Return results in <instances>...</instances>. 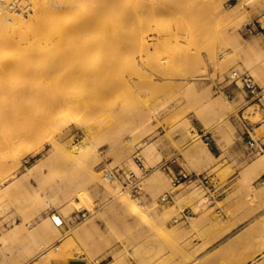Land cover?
Here are the masks:
<instances>
[{
    "label": "rangeland",
    "instance_id": "rangeland-1",
    "mask_svg": "<svg viewBox=\"0 0 264 264\" xmlns=\"http://www.w3.org/2000/svg\"><path fill=\"white\" fill-rule=\"evenodd\" d=\"M113 1L83 0L81 14L89 15L95 7L106 14L96 22L97 31L67 43L90 41L101 43L102 49L99 45L88 48L89 54L86 51L73 62L74 70L60 68V74L51 80L59 81L60 97L65 100L60 115L61 143L65 145L71 138L81 140L88 133L101 157L87 169L80 160L70 161V152L63 146L56 152L47 136L40 143L27 139L15 145L23 149L21 163L0 176V189L8 187L0 192V264H65L77 256L116 251L127 254L136 252L144 237H167L168 232L176 231L153 228L154 222L244 219L264 206L251 182L237 171L231 151L238 141L247 140L244 121L261 125L255 130L256 138L264 133V0ZM71 2H65L61 11ZM15 4L24 8L22 0ZM34 14L35 10L23 13L27 18ZM161 18L166 21L157 23ZM47 38L38 42L46 43ZM237 39L252 46L235 47ZM119 62L126 68L124 74L117 70ZM239 63L261 86V98L252 99L246 88L226 80ZM93 71H97L96 76ZM225 114L226 123L211 128ZM135 126L139 127L136 138L130 132ZM199 128L213 136L222 150L214 160L218 164L206 171L214 187L206 188L199 179L182 183L173 201H163L162 196L172 188L163 162L196 146L198 158L210 157L202 148ZM166 138L175 152L165 155ZM253 155L249 148L243 157L249 160ZM188 160L199 173L197 162ZM131 162L137 164L139 172ZM155 169L160 170L159 175L153 174ZM116 170L135 172L139 188L123 184L112 175ZM236 184L243 203L235 202ZM117 189L134 199V207L116 200L113 192ZM177 191L181 193L176 195ZM261 221L260 251L264 249V218ZM17 224L15 234L11 230ZM41 226L45 228L40 230ZM43 244L47 248L38 252ZM60 247L71 253L48 256ZM246 248L250 246H243L244 253ZM228 259V254H222V264ZM255 264H264V253Z\"/></svg>",
    "mask_w": 264,
    "mask_h": 264
},
{
    "label": "bare ground",
    "instance_id": "bare-ground-1",
    "mask_svg": "<svg viewBox=\"0 0 264 264\" xmlns=\"http://www.w3.org/2000/svg\"><path fill=\"white\" fill-rule=\"evenodd\" d=\"M3 1L5 0H0V176L5 169L10 170L12 167H18L21 163L19 154L23 149L14 148L17 143L27 139L42 141L46 136L49 137L48 141L56 148V152L63 146L64 150L70 152L68 154L70 161L80 160L84 163L83 165L87 166V169L91 168L95 163L97 164L101 156L96 147L92 145L88 133L81 140L73 141L71 138L65 145L61 143L63 139H60V115L64 112L65 100L60 97V89L57 87L60 85L59 81H56L59 83L57 85L51 80L53 76L60 74V68L70 67L67 71H70L71 68L74 70L73 62L82 57L86 51L90 52L88 48H94L96 44L93 45V42L90 41L69 44L67 42L68 40H76L83 34L97 31L96 22L106 14V11L101 10L102 8L100 11L99 7H95L91 14L83 15L80 11V8L85 6L83 0H71V5L67 9L64 8L63 11H61V6L68 0H22L23 9H18L15 4L19 0H7V3H3ZM111 1L114 2L113 0ZM165 3L166 1L163 2V4ZM119 5L121 4L119 3ZM241 7H244L242 3ZM29 10H35V14L27 18L23 13ZM200 11L202 10L200 9ZM65 14H69L67 18H64ZM163 21L166 20L161 18L157 23H162ZM170 26L164 27L168 29ZM44 37H48V42L39 43L38 41ZM240 40L233 41V45L235 47L252 46V43L246 42H244L245 45H242ZM108 42L110 43V41ZM115 59L117 60L116 57ZM118 64L121 63L119 62ZM104 66L106 65L104 64ZM119 66L117 65L116 68ZM121 66L122 69L119 67L117 70L119 69L124 74L123 70L126 68L124 69L123 63ZM101 67L103 68V66ZM244 68L243 64L239 63L236 68L229 71V74L233 71H243L245 70ZM86 69L89 70L88 68ZM104 69L105 67L102 70L104 71ZM79 70L77 69L76 71ZM76 71H74V74ZM66 73L70 74L73 72ZM92 73L95 74L94 71ZM254 74H256L255 71ZM76 75L78 74H75V77ZM229 104V107L233 106L232 103ZM125 107H122V109ZM226 121L227 115H222L211 128L224 124ZM130 128L127 129V132H129ZM138 128V126H135L130 129L131 135H134L135 138L139 131ZM121 142H123L122 139ZM127 146L132 147L133 144H127ZM11 148H14L12 154ZM194 148L197 152L198 146ZM26 150L28 151L29 149ZM206 152L210 157L214 156L210 150H206ZM131 163L133 169L139 172L137 164ZM253 163L256 167L264 165V154ZM78 165L81 168L80 162ZM159 171V169H155L153 174L159 175ZM7 189L8 187L3 190L0 189V192ZM118 189L113 192L115 198L117 197L116 200L118 199L117 201L123 206H133L134 199L128 193L121 195L118 192L121 188ZM261 189L263 193L264 186ZM18 227L17 224L11 232L15 233ZM44 228L45 226H41L40 230ZM21 231L25 232L26 227L21 229ZM30 235L35 236L34 233H30ZM46 248L47 245L43 244L37 251L42 252ZM70 253V249L60 247V249H53L48 256L58 254L67 256Z\"/></svg>",
    "mask_w": 264,
    "mask_h": 264
},
{
    "label": "crops",
    "instance_id": "crops-1",
    "mask_svg": "<svg viewBox=\"0 0 264 264\" xmlns=\"http://www.w3.org/2000/svg\"><path fill=\"white\" fill-rule=\"evenodd\" d=\"M259 127L261 125L257 128ZM197 130L202 141V148L210 150L214 156L198 158L196 149L189 147L185 154H179L178 157H174L169 161L168 169H165L171 178L181 172L198 173L189 163L188 159L191 158L201 167V171L198 173L201 175H206L209 168L218 164L214 160L222 152L219 143L213 136L204 133L203 128ZM160 132L163 137L165 132L162 130ZM259 139L264 141V133L259 136ZM164 143L166 144L163 148L165 155L175 152V147L167 138L164 139ZM248 149L247 140H240L232 147L231 151L236 160L237 171L241 170L242 177L251 182L261 205H264V192L262 193L261 189L264 186V165L256 167L253 163L263 153L253 152L255 155L248 160L243 157V154H248ZM245 163L244 172L243 165ZM236 177H239V175L237 174ZM180 193L181 191H177L176 195ZM235 194L236 204L243 203L244 197L239 198L238 184L235 186ZM212 204L215 205V203ZM187 212L192 213V210L187 209ZM217 212L219 213L221 210ZM263 218L264 206L244 219H197L192 222L186 219L158 221L154 222L155 226L153 228H159L165 230V232L176 231L168 232L167 237H144L143 243L137 244L136 252L129 251V253L124 254L116 251L98 253L93 256H77L69 258L65 264H222V254H228L229 259L226 264H255V259L264 253V249L260 251L258 248L259 225L262 223ZM262 243L264 244V241ZM244 245L250 246V248H246L245 253L243 251Z\"/></svg>",
    "mask_w": 264,
    "mask_h": 264
},
{
    "label": "built area",
    "instance_id": "built-area-1",
    "mask_svg": "<svg viewBox=\"0 0 264 264\" xmlns=\"http://www.w3.org/2000/svg\"><path fill=\"white\" fill-rule=\"evenodd\" d=\"M226 80L231 84H234L236 87L246 88L249 96L252 99H259L263 96L261 94L262 93L261 86H259L253 79V76L247 73L246 71L244 72L233 71L231 74L227 75ZM239 81L241 82V84L238 83ZM222 89H224L223 85H222ZM227 96L228 97L231 96V93L228 92ZM256 128H257L256 125L244 121L245 130L243 135L246 136L247 144L253 152L264 153V141H261L259 138H256L254 136ZM138 161H139V165H142L141 168H144L145 166L144 164H142L140 158H138ZM168 163L169 161L163 162L162 167L168 169ZM112 175L117 177L119 180L123 182V184L129 186L131 189L137 190L139 188L138 176L133 171L126 173L124 170H116L114 173H112ZM171 179H172V188L169 191H167L164 196H162L163 201L172 200L175 191L182 182H191L199 179L206 188L214 187L212 185L210 178L207 175H201L198 173L189 174L187 172H181L177 176L172 177Z\"/></svg>",
    "mask_w": 264,
    "mask_h": 264
},
{
    "label": "trees",
    "instance_id": "trees-1",
    "mask_svg": "<svg viewBox=\"0 0 264 264\" xmlns=\"http://www.w3.org/2000/svg\"><path fill=\"white\" fill-rule=\"evenodd\" d=\"M212 150H214V148H212Z\"/></svg>",
    "mask_w": 264,
    "mask_h": 264
}]
</instances>
